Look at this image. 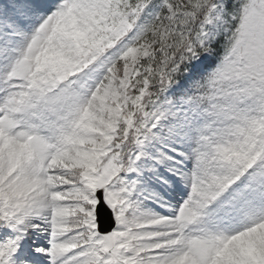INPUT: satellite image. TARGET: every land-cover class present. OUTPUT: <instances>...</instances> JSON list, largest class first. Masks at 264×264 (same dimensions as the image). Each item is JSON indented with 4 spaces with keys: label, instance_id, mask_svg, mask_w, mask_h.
Segmentation results:
<instances>
[{
    "label": "snow or ice",
    "instance_id": "6c2138e0",
    "mask_svg": "<svg viewBox=\"0 0 264 264\" xmlns=\"http://www.w3.org/2000/svg\"><path fill=\"white\" fill-rule=\"evenodd\" d=\"M0 264H264V0H0Z\"/></svg>",
    "mask_w": 264,
    "mask_h": 264
}]
</instances>
